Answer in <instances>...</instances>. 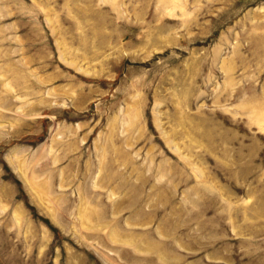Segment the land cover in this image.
<instances>
[{"label": "rangeland", "instance_id": "374dc122", "mask_svg": "<svg viewBox=\"0 0 264 264\" xmlns=\"http://www.w3.org/2000/svg\"><path fill=\"white\" fill-rule=\"evenodd\" d=\"M0 264H264V0H0Z\"/></svg>", "mask_w": 264, "mask_h": 264}, {"label": "bare ground", "instance_id": "6f19581e", "mask_svg": "<svg viewBox=\"0 0 264 264\" xmlns=\"http://www.w3.org/2000/svg\"><path fill=\"white\" fill-rule=\"evenodd\" d=\"M23 170V169H22Z\"/></svg>", "mask_w": 264, "mask_h": 264}]
</instances>
